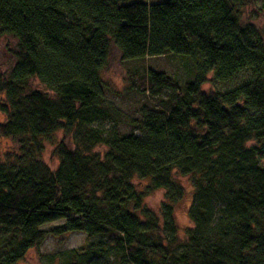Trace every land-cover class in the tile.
Segmentation results:
<instances>
[{
    "label": "trees",
    "instance_id": "16d2710c",
    "mask_svg": "<svg viewBox=\"0 0 264 264\" xmlns=\"http://www.w3.org/2000/svg\"><path fill=\"white\" fill-rule=\"evenodd\" d=\"M257 1L0 0V33L17 43L0 75V264L72 233L87 241L65 264H264V39L242 22ZM112 44L127 61L184 56L193 74L180 85L130 73L129 90L158 108L128 134L104 98ZM210 77L229 88L203 90ZM34 79L53 95L30 90ZM176 176L193 188L184 239ZM159 190L155 211L146 200Z\"/></svg>",
    "mask_w": 264,
    "mask_h": 264
},
{
    "label": "rangeland",
    "instance_id": "374dc122",
    "mask_svg": "<svg viewBox=\"0 0 264 264\" xmlns=\"http://www.w3.org/2000/svg\"><path fill=\"white\" fill-rule=\"evenodd\" d=\"M144 3H163L167 0H136ZM263 2H249L242 11V22L244 24H253L261 33L264 39V11L262 10ZM17 51V43L11 37L0 33V75L9 77L17 59L15 53ZM173 56L167 54L157 58H145L143 60L127 61L122 58L120 51L112 44L107 67L102 72V78L105 82L104 98L106 103L120 111V121L118 127L122 134H128L131 127L127 121L138 119L146 113V111H155L158 108V100L149 96H141L129 90V74L133 72H141L143 70L152 69L156 72H164L183 85L187 81L193 80V74L187 73L185 63L181 58L184 56ZM190 78V79H189ZM189 79V80H188ZM203 90H225L229 87L220 85L212 77L209 82L204 85ZM30 90H39L53 95L42 84L34 79L30 82ZM0 122H5V117L0 115ZM64 140L66 146L70 149L74 148L73 140L65 138L62 133L56 136V142ZM4 145L8 149H16L17 146L11 141H4ZM54 146L46 145L43 153V160L51 169H56L58 162L53 157ZM102 157L107 152L106 147L98 146L95 150ZM177 180L183 185L185 190L184 198L175 206V220L179 229L180 238H185V230L193 226L188 209L192 201V185L188 178L176 176ZM137 182V181H136ZM164 200V191L159 190L149 196L146 205L152 210H158ZM62 222L50 223L42 227L43 230H51ZM87 241L82 233H72L63 238H54L48 236L46 241L36 249L28 252L25 259L19 264H65L63 253L79 248ZM103 264V263H101Z\"/></svg>",
    "mask_w": 264,
    "mask_h": 264
}]
</instances>
